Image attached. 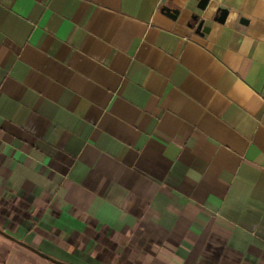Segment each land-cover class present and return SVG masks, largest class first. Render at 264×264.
Instances as JSON below:
<instances>
[{
	"label": "crops",
	"instance_id": "0c3cea01",
	"mask_svg": "<svg viewBox=\"0 0 264 264\" xmlns=\"http://www.w3.org/2000/svg\"><path fill=\"white\" fill-rule=\"evenodd\" d=\"M46 257L264 264V0H0V264Z\"/></svg>",
	"mask_w": 264,
	"mask_h": 264
},
{
	"label": "water",
	"instance_id": "95a60500",
	"mask_svg": "<svg viewBox=\"0 0 264 264\" xmlns=\"http://www.w3.org/2000/svg\"><path fill=\"white\" fill-rule=\"evenodd\" d=\"M199 29L201 28V25L198 27ZM49 261H51L52 263H54V264H64V263H61V262H58V261H56V260H54V259H52V258H49V257H46Z\"/></svg>",
	"mask_w": 264,
	"mask_h": 264
}]
</instances>
